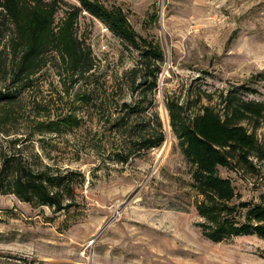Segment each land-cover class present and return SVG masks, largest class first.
Instances as JSON below:
<instances>
[{
  "label": "rangeland",
  "instance_id": "374dc122",
  "mask_svg": "<svg viewBox=\"0 0 264 264\" xmlns=\"http://www.w3.org/2000/svg\"><path fill=\"white\" fill-rule=\"evenodd\" d=\"M60 1L56 24L79 6V0ZM99 1L121 8L140 39L160 46L157 87L142 95L150 78L140 51L79 14L76 38L90 52L92 70L73 76L52 53L13 106H0V149L35 169L80 173L85 182L74 188L75 206L56 213L0 194V264H264V242L255 236L217 244L202 237L200 197L165 108L172 98L190 113L202 105L217 110L228 94L264 102V0ZM9 51L2 57L8 71ZM6 75L0 73V90L8 87ZM140 101L144 110L124 118L123 105ZM153 113L163 145L133 151L130 127L149 124ZM69 114L78 127L46 130ZM261 126L257 135L264 140ZM252 162L253 170L218 171L241 200L255 205L264 202V162Z\"/></svg>",
  "mask_w": 264,
  "mask_h": 264
},
{
  "label": "trees",
  "instance_id": "16d2710c",
  "mask_svg": "<svg viewBox=\"0 0 264 264\" xmlns=\"http://www.w3.org/2000/svg\"><path fill=\"white\" fill-rule=\"evenodd\" d=\"M60 3V0H0V73L7 72L9 81L8 87L0 90V106H13L21 89L29 86L49 64L52 53L73 76L92 70L90 52L76 38L75 27L81 12L96 18L122 43L140 51L145 63L144 76L150 78L141 94L155 90L157 74L161 72L159 64L164 62L162 50L157 43L139 38L121 8L107 7L99 0H79V6H70L64 20L56 24L54 15ZM8 48L13 61L9 71L2 66ZM141 103L123 105L124 118L141 113L144 110ZM165 108L169 128L191 167V187L200 197L195 210L201 219L197 227L202 237L215 244L248 235L264 242V202L254 205L241 200L232 181L218 171L237 167L253 170L252 159L264 162V140L257 135L264 122V102L228 94L222 97L217 110L202 105L198 112L190 113L172 98L166 99ZM8 114L3 116L7 119ZM78 122L74 114H69L47 123L45 128L54 132L78 127ZM130 130L131 136L136 135L133 151L157 149L165 141L162 123L154 113L149 124H137ZM127 158L122 155L119 159L126 162ZM84 182L85 177L80 173L54 170L50 166L35 169L18 155L8 156L0 149V194L14 195L31 207H47L53 213L71 209L75 206L74 188Z\"/></svg>",
  "mask_w": 264,
  "mask_h": 264
},
{
  "label": "bare ground",
  "instance_id": "6f19581e",
  "mask_svg": "<svg viewBox=\"0 0 264 264\" xmlns=\"http://www.w3.org/2000/svg\"><path fill=\"white\" fill-rule=\"evenodd\" d=\"M165 114V113H164Z\"/></svg>",
  "mask_w": 264,
  "mask_h": 264
}]
</instances>
